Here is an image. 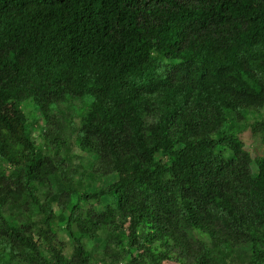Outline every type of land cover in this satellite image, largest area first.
<instances>
[{
	"label": "trees",
	"instance_id": "trees-1",
	"mask_svg": "<svg viewBox=\"0 0 264 264\" xmlns=\"http://www.w3.org/2000/svg\"><path fill=\"white\" fill-rule=\"evenodd\" d=\"M0 264H264V0H0Z\"/></svg>",
	"mask_w": 264,
	"mask_h": 264
},
{
	"label": "rangeland",
	"instance_id": "rangeland-1",
	"mask_svg": "<svg viewBox=\"0 0 264 264\" xmlns=\"http://www.w3.org/2000/svg\"><path fill=\"white\" fill-rule=\"evenodd\" d=\"M243 138L249 149H252L256 145V141H255L256 138L252 136L250 130L245 133V136ZM100 260H102L105 263H108V259L106 257H101Z\"/></svg>",
	"mask_w": 264,
	"mask_h": 264
}]
</instances>
